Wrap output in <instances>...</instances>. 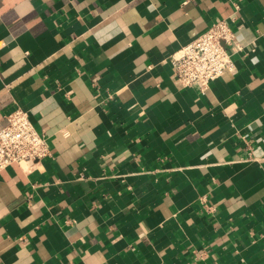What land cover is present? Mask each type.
<instances>
[{
	"label": "crops",
	"instance_id": "crops-1",
	"mask_svg": "<svg viewBox=\"0 0 264 264\" xmlns=\"http://www.w3.org/2000/svg\"><path fill=\"white\" fill-rule=\"evenodd\" d=\"M221 18L236 72L181 86ZM16 107L53 153L0 172V264H264V0H0Z\"/></svg>",
	"mask_w": 264,
	"mask_h": 264
},
{
	"label": "built area",
	"instance_id": "built-area-1",
	"mask_svg": "<svg viewBox=\"0 0 264 264\" xmlns=\"http://www.w3.org/2000/svg\"><path fill=\"white\" fill-rule=\"evenodd\" d=\"M232 22L218 19L171 56L173 73L181 86H196L205 92L225 73L236 72L233 54L241 45ZM6 118L7 123L0 128V172L13 164L29 171L52 156L49 138L35 127L26 109L16 107Z\"/></svg>",
	"mask_w": 264,
	"mask_h": 264
}]
</instances>
